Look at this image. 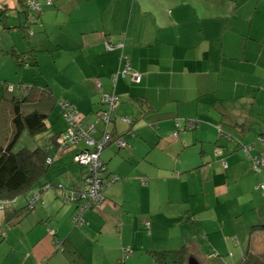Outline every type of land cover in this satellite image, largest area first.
I'll use <instances>...</instances> for the list:
<instances>
[{"label": "crops", "instance_id": "0c3cea01", "mask_svg": "<svg viewBox=\"0 0 264 264\" xmlns=\"http://www.w3.org/2000/svg\"><path fill=\"white\" fill-rule=\"evenodd\" d=\"M52 1L47 5L41 0L43 10L30 27L33 34L27 35L28 42L13 40L8 30L6 44L11 51L32 50L37 63L33 70H20L13 61L17 68H11L20 71L18 85H49L58 101L70 103L85 123L92 124L102 109V92L114 90L112 74L122 67L118 44H124L133 73L141 76L139 82L133 73L119 77L115 88L120 103L109 130L124 136L128 145L111 144L103 152L107 174L120 180L104 190L105 202L99 211L85 214L88 235L103 242L104 247L97 244L99 249L124 254L120 219L130 218L133 226H144L143 219L164 215L167 207L174 208L185 197L190 198L186 209L192 218L198 202L210 204L209 209L213 203L216 208L224 206L218 203L229 201L234 188L247 199L238 211L241 215L250 211L252 228L247 247V233L240 239L239 261L232 264L241 262L247 252L263 254L264 194L256 186L264 181V174L253 170L230 137L253 146L252 154L264 153L257 142L264 134V0ZM16 2L2 7L16 10L21 6ZM25 20L11 25V30L21 29ZM109 39L116 44L111 51L105 45ZM123 117L131 118L133 124L129 126ZM187 120L198 127L185 128ZM176 122L181 126L179 138L173 136ZM64 124L53 135L61 134ZM130 128L134 137L128 135ZM98 130L96 137L101 132L99 124ZM44 147L54 169L47 179L61 184L64 179L70 183L66 188L83 190L86 171L74 162L82 146L63 151L52 142ZM218 147L223 149L219 155ZM58 198L59 191H44L29 218L47 230L53 215L61 212L55 202ZM75 208L66 209L68 217ZM110 221L120 235L113 237L115 246L107 247L102 227ZM61 233L57 232L59 238ZM43 237L44 251L39 253L36 246L38 264L53 251L49 235L44 232ZM65 239L78 249L75 240ZM223 241L218 238L221 244L215 242L213 248L221 249Z\"/></svg>", "mask_w": 264, "mask_h": 264}, {"label": "rangeland", "instance_id": "374dc122", "mask_svg": "<svg viewBox=\"0 0 264 264\" xmlns=\"http://www.w3.org/2000/svg\"><path fill=\"white\" fill-rule=\"evenodd\" d=\"M13 1L16 0H2L0 1V9L4 8L2 6L13 7ZM20 8L9 9L7 13V24L18 25L20 20H25L26 15L21 11ZM22 24V23H21ZM14 34V39L20 43L22 40L26 43L29 41L30 37L27 36V31L22 29L10 30ZM8 30H3L0 26V36L3 41L0 40V80H7L8 83L12 84L16 88V93L18 92L19 86L17 83V76L20 71L16 70L14 60L10 55L12 47L6 38L9 34ZM10 65H13L11 68ZM32 67H22L18 68L20 70L32 69ZM34 69V68H33ZM32 69V70H33ZM6 78V79H3ZM22 86L27 85V83H22ZM31 85V84H30ZM2 86L0 82V97L2 95ZM60 108H56L49 116L48 124L51 126L52 134H41L37 136H32L25 133L16 145V150H20L24 147L36 148L37 146L51 145V135L62 127V122H64V128H67V122L62 117ZM104 123L99 124V128L103 130L105 128ZM52 169L48 175L53 171ZM63 184L65 187L70 183L63 179ZM56 193L55 189H49L45 192ZM232 198L227 201V199H222L218 204L224 205L216 208L213 203V209L211 205H202L198 202L197 207H194L195 217L190 218L187 212V205L190 204V198L185 197L179 205L174 208H168L164 211L165 214H159V217H150L149 219H143L141 225L133 226L130 218L128 220L120 219V223L123 225L122 240L124 241L123 252L125 254L119 256L110 253V251H105L99 249V244L103 246V242L99 243L95 241L96 237H90L88 235V227L84 225L82 228L74 225L72 222V216H67L66 209H70V206H74L73 203H64L61 198L55 200L58 202V206L61 208L58 213L53 215L52 225L50 228L57 232L62 230L60 238L57 236L54 238L49 232V227L40 225L39 223H34L31 218H29L33 212L30 211L23 214L22 219H12V215L16 210L24 207L25 198L21 195L17 200L5 207V205H0V264H35L36 263V246L39 253L44 251V246L41 244L43 240V234L49 235L50 241L53 246V251L44 261L39 264H71L69 258L62 250H58L56 239L71 238L77 243L78 250L85 256L90 262L94 264H155V258L153 253L150 251L156 250H174L180 249L183 246L188 248L189 259L195 258L201 264H232L234 261H239L240 249L238 245L240 239L244 236L246 241L245 246L251 236V223H250V211H245L244 215L238 211L241 202L246 203L247 199L241 198L239 192L234 188L231 189ZM201 197V195H199ZM216 199V197L214 198ZM194 203L195 200H192ZM39 208V206H37ZM91 211V210H90ZM36 212V211H35ZM178 212V215L175 214ZM180 214V215H179ZM121 218V217H120ZM190 218V219H189ZM195 218L196 221H193ZM12 219V220H11ZM60 224V225H59ZM59 225V226H58ZM104 225V224H103ZM110 221L109 224H105L102 227L103 233L107 234L104 244L107 247L115 246L117 238H113L120 235L119 231H116ZM245 232V233H244ZM208 234V235H207ZM242 234V235H241ZM215 240V241H211ZM237 237L238 242L235 243L234 240ZM218 238L224 239L221 249L215 250L213 244H215ZM91 239V240H90ZM120 239V238H118ZM236 240V241H237ZM229 241V242H227ZM221 244L219 242H216ZM247 247V246H246ZM169 248V249H167ZM102 251V252H100ZM236 257H232L233 254ZM128 255V256H127ZM118 256V257H117ZM39 262V261H38ZM38 262L36 264H38ZM92 263V264H93Z\"/></svg>", "mask_w": 264, "mask_h": 264}, {"label": "trees", "instance_id": "16d2710c", "mask_svg": "<svg viewBox=\"0 0 264 264\" xmlns=\"http://www.w3.org/2000/svg\"><path fill=\"white\" fill-rule=\"evenodd\" d=\"M29 1L30 0H19L21 6L24 8L22 12H24L26 15L24 26L21 27V29H23V31L26 30L27 34L31 36L33 34V31L30 30V27L35 22V20L38 19L39 15L41 14L43 10V3L41 2V0H39L42 8L40 11H34L32 8H30L28 4ZM47 1L48 0H45L46 4H47ZM7 11H8L7 7L0 9V26H2L3 30H11L12 28H14L11 25L7 24V18H8L7 13H6ZM0 40H1V36H0ZM123 48H124V44H123V47H121V54H120V63L122 64V67L112 74V77H111L112 82H113L114 74H116L119 70L124 69L127 63L130 65V61L128 57L125 55ZM32 52H33L32 50L27 51V52H17L16 50H13L10 52V54L12 58H14V61L18 67H24V66H33L37 64L35 55ZM132 73L133 71L130 65V71L125 76L120 75V77H126L127 75H130ZM0 82L2 86V95L0 97V205H5V207L8 205H11L17 200L19 196L22 195L24 198H26V205H24L23 208L16 210L15 213L12 215L13 216L12 219H16V218L19 219L20 217H22L23 214L32 211L33 208L35 207V205L33 206V208L30 207L29 205L30 198L35 194H40L41 199H42V193L46 191L44 190V187L49 184L50 187L47 190L53 188L59 191L60 198L65 203H73L76 205V208L71 217L72 222H73V217L76 211L78 210V206L82 202V199L79 195L80 194L79 191L81 190L68 189L61 183H54V181H49L47 179L48 173L53 169L52 168L53 159L50 157V154L46 147L37 146L36 148H33V149L24 147L20 150H16L17 143L19 142V140L25 133H28L32 136H37L41 134H52L50 133L51 127L48 124V119L52 111H54L57 108V106L60 107L61 115L67 122V128H68L69 124H68L67 119L64 117L63 109H62V104L68 103V102L58 101L56 97L54 96L53 91L49 85H41V86L32 85V86H26V87L19 86V93H16L15 92L16 88L14 85L6 81L0 80ZM117 82H116V85H117ZM113 85H114V82H113ZM116 85L113 86V89H114L113 91L102 92V96H101V106H102L101 108L102 109L100 111L98 120L95 123H92V124H95L97 128V132L93 134V136L95 137L99 131L98 124L100 123L105 124L104 125L105 128L101 130L100 135L106 130L111 132L112 140L106 146L104 151L111 144H115L117 146L115 139H117L118 137L124 138V136L119 135L116 132L109 130V126L113 122V119H114L113 117L116 113L118 106L116 107L114 113L112 114L109 122H106L102 117V112L105 109V106L102 103L103 94L104 93L116 94L115 92ZM119 103L120 101L118 102V105ZM68 104L69 106H72L70 103ZM124 118H129V117H123L122 120ZM129 119L131 120V123L130 124L127 123V124L130 126L133 124L134 121L131 118ZM82 121H83L84 126H87L88 124H90V123L84 122V117L82 118ZM184 127L188 129L189 128L196 129L198 125L191 120L189 121L187 120V122L185 121ZM67 128L63 131L64 133L67 131ZM180 128L181 126L180 127L177 126V130H175V132H178L179 134ZM63 132L61 134L58 133V134L51 135V140L52 142L56 143L57 148H60L61 150L66 151L71 148H78V147L80 148V146H82L81 149L76 153V155L81 150L86 148V145L84 143H80L79 145H75V146H70L68 148L62 147L60 143L57 144L58 143L57 140L59 141L60 137L64 134ZM132 133H134V130L130 128L128 130V135L134 137ZM100 135L97 136V138H99ZM263 137H264V134H260L258 136L257 142L264 149V145L262 143ZM230 138L233 139V141L237 145L238 144L240 145L242 153L247 159L251 161V163H252V159H251L252 157H255L257 155H259L260 157L261 156L264 157L263 152L255 153V154L250 153L253 146L243 145L235 137H230ZM125 141L127 142L126 139ZM127 145H128V142H127ZM245 146L250 147L248 149V154L243 150ZM103 152L101 153V158H102ZM216 152L219 155L223 152V149L221 147H218L216 149ZM102 161L104 165L106 166V168H108L103 159ZM74 162L79 164L86 171V168L83 165H81L79 162H77L75 158H74ZM225 166H227L226 163H225ZM86 172H85L84 181L86 179ZM107 173H108V169H106V172L104 175L106 180H110L112 176L113 177L117 176L114 174H107ZM256 173L264 174V171H260ZM117 177H118V180L115 182H112L110 185L120 180V177L119 176ZM263 182L259 183L256 186V189L260 190L261 192L262 190L257 187ZM142 183L143 185H146L147 181L143 180ZM85 187H86V182H85ZM72 191H76L79 193L78 200L77 201L65 200L63 198L64 193H71ZM104 202H105V199L103 203L100 205V207H97V208L90 207L84 213V216H83L84 223L81 226H79L80 228H82L85 225V214L90 210L99 211L102 208ZM48 227H49L48 228L49 230L52 229L50 228V226ZM53 237L55 238L57 237V232L55 233V235H53ZM56 241H59L63 253L67 255L71 264H91L82 255V253L78 249H76V247L72 246V244L69 242L68 239H63V240L56 239ZM234 242L237 243L238 241L234 240ZM150 252L153 253V256L155 258L154 259L155 264H188L189 263L188 248L186 246H183L180 249L156 250V251H150ZM125 253L126 252H124V254ZM236 264H264V253L256 254L253 252H247L244 258L241 260V262L236 263Z\"/></svg>", "mask_w": 264, "mask_h": 264}, {"label": "built area", "instance_id": "2783aa9c", "mask_svg": "<svg viewBox=\"0 0 264 264\" xmlns=\"http://www.w3.org/2000/svg\"><path fill=\"white\" fill-rule=\"evenodd\" d=\"M29 6L34 11H40L42 6L39 0H30ZM47 4H52L51 0L47 1ZM34 18V17H32ZM106 49L111 51L115 48V44H112L110 40L106 41ZM119 47H123V44H118ZM130 71V65L127 63L124 69L119 70L116 74L113 75L114 86L120 75L125 76ZM133 78L135 81L139 82L141 80V76L138 74H133ZM100 86V85H99ZM12 88V87H11ZM119 97L114 93H104L102 97V103L105 106L104 111L102 112V117L106 122H109L112 114L114 113L116 107L118 106ZM64 117L68 121L67 131L60 137L59 143L62 147L68 148L70 146L79 145L80 143H84L86 148L81 150L75 157V160L79 162L86 168V187L79 191H72L71 193H64L63 198L67 201H77L78 194L80 195L82 202L78 206V210L76 211L73 222L76 226H81L84 223V213L90 207H100L103 203L104 189L109 186L112 182L118 180L117 176H112L110 180L105 179L106 166L104 165L101 153L104 151L106 146L111 142L112 135L110 131H104L99 138L93 136L97 132V128L95 124H88L84 126L82 121V116L76 111L75 107L69 106L68 103L62 104ZM126 123H131L129 118L123 119ZM179 126V123H176ZM134 135V133H132ZM175 138H179L178 132L173 133ZM115 142L118 147L123 148L127 145V142L123 137H118L115 139ZM262 143L264 145V137L262 138ZM250 147L245 146L243 150L248 154V149ZM253 169L256 172L264 171V157L263 156H255L252 157ZM50 185H46L44 190H47ZM61 188V186H60ZM257 188L261 189L264 194V182L260 184ZM41 200L40 194L33 195L29 200V205L31 208ZM49 232L55 235L54 230H49ZM56 246L58 250H62L59 241H56Z\"/></svg>", "mask_w": 264, "mask_h": 264}, {"label": "water", "instance_id": "95a60500", "mask_svg": "<svg viewBox=\"0 0 264 264\" xmlns=\"http://www.w3.org/2000/svg\"><path fill=\"white\" fill-rule=\"evenodd\" d=\"M188 264H201V263L197 259L191 258V259H189V263Z\"/></svg>", "mask_w": 264, "mask_h": 264}]
</instances>
